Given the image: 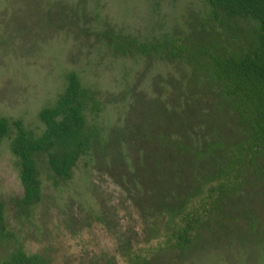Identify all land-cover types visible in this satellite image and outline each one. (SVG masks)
I'll list each match as a JSON object with an SVG mask.
<instances>
[{
	"label": "rangeland",
	"instance_id": "374dc122",
	"mask_svg": "<svg viewBox=\"0 0 264 264\" xmlns=\"http://www.w3.org/2000/svg\"><path fill=\"white\" fill-rule=\"evenodd\" d=\"M103 32L145 41L168 36L187 45L228 36L212 24L203 0H0V118L39 134L37 112L54 101L70 71L100 105L98 144L69 181L53 185L41 176V198L28 218L15 213L17 167L9 139L0 142L9 233L0 257L7 245L19 244L50 264H127L128 252L156 245L148 241L155 218L148 197L172 205L188 187L191 157L183 153L214 137L237 136L235 118L189 68L113 56ZM169 147L184 148L179 156L169 155ZM222 216L208 223L188 257L156 252L145 264H264V180L229 200Z\"/></svg>",
	"mask_w": 264,
	"mask_h": 264
},
{
	"label": "trees",
	"instance_id": "16d2710c",
	"mask_svg": "<svg viewBox=\"0 0 264 264\" xmlns=\"http://www.w3.org/2000/svg\"><path fill=\"white\" fill-rule=\"evenodd\" d=\"M203 2L212 24L228 34L223 43L187 45L168 36L145 41L113 32L100 36L113 56L145 57L189 68L191 76L213 89L238 129L231 141L214 137L202 148L183 153L191 157L188 187L172 205L158 201L153 193L148 197L155 215L148 225V241H156V245L138 254L128 252L127 264H145L156 252L178 260L188 257L208 223L223 220L226 203L264 180V0ZM62 78L61 92L37 112L42 126L39 134L27 131L18 120L0 118V142L9 139L8 150L15 159L21 188L14 203L18 217L28 218L39 203L41 176L53 185L69 181L73 169L100 139L94 122L100 112L97 95L74 72H66ZM181 148L169 147L168 154L180 156ZM151 169L155 166L145 173L148 182ZM152 186L155 188L154 183ZM6 226L0 201V242L9 237ZM4 250L0 264H50L42 255L26 254L19 244Z\"/></svg>",
	"mask_w": 264,
	"mask_h": 264
}]
</instances>
